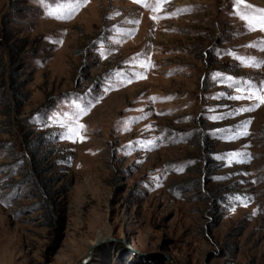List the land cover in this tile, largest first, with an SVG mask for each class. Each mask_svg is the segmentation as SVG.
Wrapping results in <instances>:
<instances>
[{"label":"rangeland","instance_id":"374dc122","mask_svg":"<svg viewBox=\"0 0 264 264\" xmlns=\"http://www.w3.org/2000/svg\"><path fill=\"white\" fill-rule=\"evenodd\" d=\"M255 9L0 0V264H264Z\"/></svg>","mask_w":264,"mask_h":264},{"label":"snow or ice","instance_id":"6c2138e0","mask_svg":"<svg viewBox=\"0 0 264 264\" xmlns=\"http://www.w3.org/2000/svg\"><path fill=\"white\" fill-rule=\"evenodd\" d=\"M134 2L136 3H143V0H134ZM243 0H237V4L242 3ZM81 5L77 4L74 6V9H78ZM246 7H251V5H246ZM157 10L156 8H153V11ZM255 12L260 13L259 16H255V15H245L243 13H238L241 15L242 19H245L248 21V25L250 30H255L257 27L260 28V30L264 31V9H255ZM51 14V13H50ZM57 18H62V17H57ZM70 18V16L68 17ZM153 19H155V17H153ZM239 91V89H238ZM255 98L256 100L264 103V96L260 95V93L258 91H252L250 93V95L248 96L249 99L251 98ZM244 97H236V99H242ZM258 106V105H255ZM244 111H250L252 110V108H248V109H243ZM83 111V109L81 110ZM80 128H82L83 126L80 125ZM74 131L73 128L69 127V133H72Z\"/></svg>","mask_w":264,"mask_h":264},{"label":"water","instance_id":"95a60500","mask_svg":"<svg viewBox=\"0 0 264 264\" xmlns=\"http://www.w3.org/2000/svg\"><path fill=\"white\" fill-rule=\"evenodd\" d=\"M109 242V241H108ZM103 244H105L104 242L103 243H101L100 245H94L92 248H91V251L89 252V254L87 255V257H86V259L84 260V261H82L80 264H88L89 263V261L91 260V256H92V253H93V251L95 250V248H97V247H99V246H101V245H103Z\"/></svg>","mask_w":264,"mask_h":264}]
</instances>
